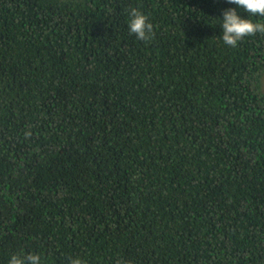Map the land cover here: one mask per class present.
<instances>
[{
  "label": "trees",
  "instance_id": "trees-1",
  "mask_svg": "<svg viewBox=\"0 0 264 264\" xmlns=\"http://www.w3.org/2000/svg\"><path fill=\"white\" fill-rule=\"evenodd\" d=\"M229 6L0 0V264H264V32L225 45Z\"/></svg>",
  "mask_w": 264,
  "mask_h": 264
},
{
  "label": "clouds",
  "instance_id": "clouds-1",
  "mask_svg": "<svg viewBox=\"0 0 264 264\" xmlns=\"http://www.w3.org/2000/svg\"><path fill=\"white\" fill-rule=\"evenodd\" d=\"M226 3L230 6L222 9L219 16L220 37L225 45L235 47L244 37L264 32V24L254 22L251 18L264 17V0H226ZM130 15L129 33L135 34L140 40L147 39L152 30L147 16L135 10ZM8 264H42V261L39 254H13ZM71 264H83V261L75 258Z\"/></svg>",
  "mask_w": 264,
  "mask_h": 264
}]
</instances>
